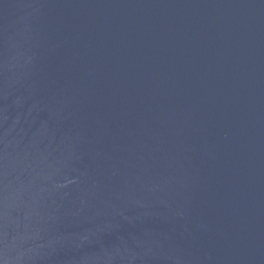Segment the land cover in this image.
I'll return each instance as SVG.
<instances>
[{
  "label": "water",
  "instance_id": "water-1",
  "mask_svg": "<svg viewBox=\"0 0 264 264\" xmlns=\"http://www.w3.org/2000/svg\"><path fill=\"white\" fill-rule=\"evenodd\" d=\"M0 264H264V0H0Z\"/></svg>",
  "mask_w": 264,
  "mask_h": 264
}]
</instances>
